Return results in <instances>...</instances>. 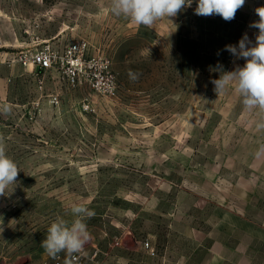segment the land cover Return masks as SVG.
I'll use <instances>...</instances> for the list:
<instances>
[{
  "label": "rangeland",
  "instance_id": "374dc122",
  "mask_svg": "<svg viewBox=\"0 0 264 264\" xmlns=\"http://www.w3.org/2000/svg\"><path fill=\"white\" fill-rule=\"evenodd\" d=\"M197 3L148 28L111 0H0V141L20 169L0 196V264L51 261L41 243L58 217L71 223L72 203L95 213L83 251L102 264H264V130L233 87L216 94L210 71L244 66L225 46L264 0L231 21ZM82 38L95 64L76 87L17 60Z\"/></svg>",
  "mask_w": 264,
  "mask_h": 264
},
{
  "label": "clouds",
  "instance_id": "9594fccd",
  "mask_svg": "<svg viewBox=\"0 0 264 264\" xmlns=\"http://www.w3.org/2000/svg\"><path fill=\"white\" fill-rule=\"evenodd\" d=\"M193 0H111L110 11L117 17H123L151 28L157 21L175 17L184 8L190 7ZM245 0H198L194 12L198 16L219 15L225 21H231ZM259 20L249 26L259 30L254 46H248L251 41L247 33L237 45H226L225 50L236 58H243L246 62L243 67L237 66L233 71H224L219 65L210 71H219L218 79L211 81L215 85L217 95L223 94L229 86L241 98V103L248 111L258 110V120L254 121L257 131L264 130V6L255 9ZM129 78L138 79V74L129 71ZM257 158L264 156V145L256 152ZM20 169L6 154L5 146L0 141V196H10L14 192ZM70 212L74 219L69 224L58 217L47 229L46 238L41 247L47 254L55 258L61 252L66 253V264H73L75 255L83 251L90 233L86 224L87 219L95 213L84 204H70Z\"/></svg>",
  "mask_w": 264,
  "mask_h": 264
},
{
  "label": "built area",
  "instance_id": "2783aa9c",
  "mask_svg": "<svg viewBox=\"0 0 264 264\" xmlns=\"http://www.w3.org/2000/svg\"><path fill=\"white\" fill-rule=\"evenodd\" d=\"M89 42L87 39H78L65 45L59 50L54 44L46 43L39 48L27 49L21 51L18 61L25 67L30 64L40 69L56 68L61 75L62 80L70 87H76L86 82L85 73L92 68L95 57H88ZM103 66L109 69L110 61L104 60ZM98 76V75H97ZM95 86L98 91L114 95L116 93V84L112 82L98 81ZM53 102H59L58 95H54ZM86 110L90 108V104L84 103ZM149 247V243L146 245ZM73 264H102L96 259L97 252L90 256L86 252L74 254ZM66 253H60L46 264H66Z\"/></svg>",
  "mask_w": 264,
  "mask_h": 264
},
{
  "label": "crops",
  "instance_id": "0c3cea01",
  "mask_svg": "<svg viewBox=\"0 0 264 264\" xmlns=\"http://www.w3.org/2000/svg\"><path fill=\"white\" fill-rule=\"evenodd\" d=\"M254 29H252L251 27H248L247 29H246V32H244V34L245 33H247V36H248V39L250 40V37H251V35L252 34H254V35H258V32H259V30L258 29H255V32L253 31ZM243 34V35H244ZM243 37V36H242ZM251 41V40H250Z\"/></svg>",
  "mask_w": 264,
  "mask_h": 264
},
{
  "label": "trees",
  "instance_id": "16d2710c",
  "mask_svg": "<svg viewBox=\"0 0 264 264\" xmlns=\"http://www.w3.org/2000/svg\"><path fill=\"white\" fill-rule=\"evenodd\" d=\"M232 45H237V43H233ZM227 66L225 65V67L223 68L224 71H226Z\"/></svg>",
  "mask_w": 264,
  "mask_h": 264
}]
</instances>
